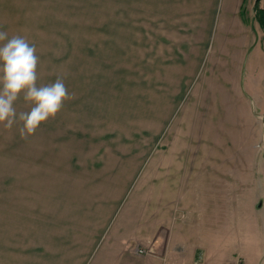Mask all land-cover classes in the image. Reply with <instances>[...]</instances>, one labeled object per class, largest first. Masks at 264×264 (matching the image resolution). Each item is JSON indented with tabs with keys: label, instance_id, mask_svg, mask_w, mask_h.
Instances as JSON below:
<instances>
[{
	"label": "rangeland",
	"instance_id": "rangeland-1",
	"mask_svg": "<svg viewBox=\"0 0 264 264\" xmlns=\"http://www.w3.org/2000/svg\"><path fill=\"white\" fill-rule=\"evenodd\" d=\"M172 8L165 0H0V31L36 47L38 86L62 76L74 94L27 139L0 125V181H37L40 196L74 180L126 181L86 264H121L129 253L143 264L151 253L136 248L150 249L161 232L169 241L176 223L179 238L215 252L211 264L224 255V264H264V28L226 24L227 44L216 50L217 19L205 57L179 62L195 68L174 92L158 71L175 63L157 59L172 44L164 34L178 19ZM15 106L28 110L22 99ZM119 227H130L132 244L114 239Z\"/></svg>",
	"mask_w": 264,
	"mask_h": 264
},
{
	"label": "crops",
	"instance_id": "crops-1",
	"mask_svg": "<svg viewBox=\"0 0 264 264\" xmlns=\"http://www.w3.org/2000/svg\"><path fill=\"white\" fill-rule=\"evenodd\" d=\"M165 1L168 6L174 7L172 9L178 13V19L169 33L164 32L165 40L172 41L171 45L167 43L170 46L168 49L162 50L166 51V57L163 58V53L157 59H169L175 64H162L158 73L174 92L182 88L183 79L187 75L194 74L195 67L190 69L179 62L192 61L196 65L205 57L211 48L217 19L223 27V35L216 50H222L227 44L226 24L244 26L246 22H258L262 27L257 12L258 8L264 10V3L260 0H228L227 4L226 0ZM226 8L230 15L226 14ZM253 9L255 18L250 14ZM158 44L166 47L163 42ZM93 169H96L95 166ZM69 185L63 182L62 186L57 187L62 190L50 195L46 192L40 196L37 181H26L25 185L20 180L0 181V264H86L113 220L127 184L124 180L120 182L119 178H100L74 180ZM176 224L169 241L160 240L166 236L159 233V240L154 241L150 248L149 260L143 264H211L218 258L208 244L199 243L202 246L196 250V244L191 243V239L179 238L175 234ZM114 239L123 240L128 245L132 244L135 236H131L130 227L125 232L119 227ZM177 242L183 246L176 245ZM157 246L159 251L154 250ZM123 251L128 255L129 251ZM129 255L125 256L121 264H133L132 256ZM225 257H220L221 264L226 263Z\"/></svg>",
	"mask_w": 264,
	"mask_h": 264
},
{
	"label": "clouds",
	"instance_id": "clouds-1",
	"mask_svg": "<svg viewBox=\"0 0 264 264\" xmlns=\"http://www.w3.org/2000/svg\"><path fill=\"white\" fill-rule=\"evenodd\" d=\"M0 42V125L7 130L17 126L19 137L27 139L43 123L54 119L74 94L68 91L62 76L38 86L39 57L35 45L25 37L9 38L0 31ZM21 99L27 111H17L15 105Z\"/></svg>",
	"mask_w": 264,
	"mask_h": 264
},
{
	"label": "built area",
	"instance_id": "built-area-1",
	"mask_svg": "<svg viewBox=\"0 0 264 264\" xmlns=\"http://www.w3.org/2000/svg\"><path fill=\"white\" fill-rule=\"evenodd\" d=\"M136 249H137V252L139 254L148 253V252L151 251L150 249H148V248H146L144 246H138Z\"/></svg>",
	"mask_w": 264,
	"mask_h": 264
},
{
	"label": "trees",
	"instance_id": "trees-1",
	"mask_svg": "<svg viewBox=\"0 0 264 264\" xmlns=\"http://www.w3.org/2000/svg\"><path fill=\"white\" fill-rule=\"evenodd\" d=\"M258 12L260 13L259 22H260L261 26L264 28V21L261 17V16H264V10L258 9Z\"/></svg>",
	"mask_w": 264,
	"mask_h": 264
}]
</instances>
